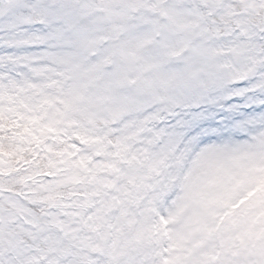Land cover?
Returning <instances> with one entry per match:
<instances>
[{"label": "snow or ice", "instance_id": "snow-or-ice-1", "mask_svg": "<svg viewBox=\"0 0 264 264\" xmlns=\"http://www.w3.org/2000/svg\"><path fill=\"white\" fill-rule=\"evenodd\" d=\"M0 264H264V0H0Z\"/></svg>", "mask_w": 264, "mask_h": 264}]
</instances>
